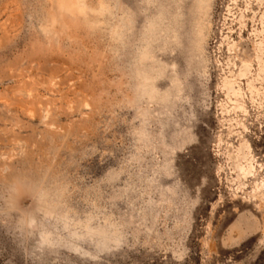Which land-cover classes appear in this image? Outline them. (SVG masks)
Masks as SVG:
<instances>
[{
  "label": "rangeland",
  "instance_id": "obj_1",
  "mask_svg": "<svg viewBox=\"0 0 264 264\" xmlns=\"http://www.w3.org/2000/svg\"><path fill=\"white\" fill-rule=\"evenodd\" d=\"M0 264H264V0H0Z\"/></svg>",
  "mask_w": 264,
  "mask_h": 264
}]
</instances>
